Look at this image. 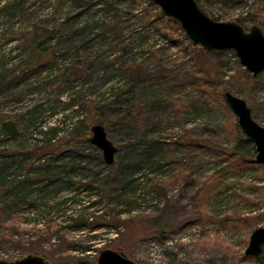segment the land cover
<instances>
[{"label":"rangeland","instance_id":"374dc122","mask_svg":"<svg viewBox=\"0 0 264 264\" xmlns=\"http://www.w3.org/2000/svg\"><path fill=\"white\" fill-rule=\"evenodd\" d=\"M88 1L17 0L11 18L0 11V70L8 78L31 64L27 48L43 42L46 30L53 36L43 44L56 52L29 69V86L18 79L0 93V151L7 154L0 159V259L33 254L50 264H98L101 251L112 249L140 264H263L245 251L264 226V165L255 157L257 164L226 160L238 122L224 96L230 90L245 98L264 125V72L254 77L233 51L193 45L173 22L168 32L186 51L166 48L159 31L136 16L145 6L157 12L149 0L118 5L117 31L104 16L108 6L87 10ZM202 4L214 19L264 31V0ZM97 20L107 25L99 30ZM158 45L165 49L156 55ZM8 119L18 136L3 129ZM95 124L119 149L112 164L91 141ZM64 155L85 160L68 174ZM97 178L109 184L91 198L101 210L78 223L84 230L64 222L70 187L83 191ZM128 188L137 190L132 205L118 196Z\"/></svg>","mask_w":264,"mask_h":264},{"label":"water","instance_id":"95a60500","mask_svg":"<svg viewBox=\"0 0 264 264\" xmlns=\"http://www.w3.org/2000/svg\"><path fill=\"white\" fill-rule=\"evenodd\" d=\"M162 12L176 20L195 46L209 51H233L246 70L254 77L264 72V31L259 25H252L246 30L234 21H220L211 17L202 9L197 0H153ZM225 98L237 116L238 126L256 148L255 160L264 165V125L257 121L247 100L230 90L225 91ZM3 129L16 137L20 134L17 123L8 119L2 123ZM91 141L103 152L104 160L112 164L118 152L113 142L108 139L105 126L95 124L92 127ZM264 252V226L256 228L250 237L246 255L261 256ZM0 264H50L45 257L29 254L21 259L7 261L0 259ZM98 264H140L129 259L125 254L112 249L101 251Z\"/></svg>","mask_w":264,"mask_h":264},{"label":"trees","instance_id":"16d2710c","mask_svg":"<svg viewBox=\"0 0 264 264\" xmlns=\"http://www.w3.org/2000/svg\"><path fill=\"white\" fill-rule=\"evenodd\" d=\"M16 1L17 0L13 1L12 3H6L3 1H0V11L5 12V13H2L1 15H3L4 17H7V18L8 17L11 18L10 16L15 14V11H12L11 8H14L17 10L16 5H15ZM125 1H127V0H98V3H94L92 0H89L87 2V8L86 9L90 10L89 8L95 6L96 4H100V5L103 4V7H101V10H104V6H108V9L105 10L106 12L104 13V16H108L107 17L109 19L108 25L111 26L112 31H114V30L117 31V30H119V28L116 29L115 25L120 26L121 23L123 22V20H122V18H119V19L115 18L114 16H112V14L115 12L114 10L119 8L118 5L123 4ZM197 2L199 3V5L204 10L202 0H197ZM148 3L150 6H153L157 12L155 14H151L149 11V8L147 6L141 7L140 10H137L136 16L137 17L141 16L139 18V21H141L142 26L145 29H151V28L155 27V30L159 31L158 33L162 36V38L160 40L162 42L168 43L166 48L181 49V50L186 51V49H184L182 46V41H180L178 38H175L173 34L168 32V30H169L168 22H173L176 26L181 28L180 24L176 20H174L173 18L166 16L162 12L160 7L157 6L153 2V0H149ZM204 11H206V10H204ZM95 22L98 25L99 30H102L103 26L107 25V23H105L104 21L101 22V20H97ZM88 29L89 28H86L85 31ZM120 29H122V25L120 26ZM45 32H47V35H45L43 37L44 38L43 42L45 40L46 41L50 40L51 36H53V35L49 34V30H46ZM50 32H54V31H50ZM185 38L189 39L187 35H185ZM43 42L37 43L33 47L32 50L31 49L29 50L27 48L26 52L29 51L28 57L31 60V64H28V67L23 66V68L14 67L13 70L15 71V74L12 78H8V76H7L8 74H6L7 72L3 71L2 69L0 70V93L3 92L4 90H8V91L14 90V89H12V86H14V84L16 83V81L18 79L23 83L24 86H29L31 84L30 80L32 79V73L33 72L29 71V69L33 65H41V59L43 57L50 58V56H52L53 54L54 55L56 54V52L52 53L50 46L45 47ZM164 49H165V47H161L160 45H158V47L155 46V54L159 55V53L162 52ZM26 52H24V53H26ZM30 52H34V53L32 54ZM62 57L63 58L59 57L60 60L64 59L65 56H62ZM55 60H56V58H55ZM16 72H18V75L16 74ZM166 73L170 74L171 71L166 70ZM39 74H42L41 69L39 70ZM110 89H116V87L112 86V87H110ZM124 94H125V92H119L118 95H119V97H122ZM71 102L72 103H70V104L72 106H74L75 102H73V101H71ZM37 111H38V108L34 107L33 110L25 113L24 117H29L30 114H32V113L34 114ZM0 117H1V115H0ZM31 119H33V118H31ZM191 144H192V146L195 145V143H193V142H191ZM202 146H204V145H202ZM250 151L253 152L252 155L249 154ZM152 153L156 154V151H153ZM5 157H7V154L5 155V151L4 150L0 151V159H3ZM23 157H24V160L26 161V163H28L27 160H30L29 157L25 154L23 155ZM254 157H256V148H255L254 143L251 141V139H249L246 135H244L243 132L241 131V129L239 128V126L236 125V141L230 148H228L226 160H228V163L230 165L234 164V163H239V164L254 163V164H257L255 162V160H253ZM76 159L79 161L85 160L84 158H78V157H73V156L71 157L70 155H64L61 158V160L65 161V163L63 165H61L62 168L64 169V171H62V172L68 171L69 172L68 174H70L74 170V168L76 167L74 164V161H76ZM1 169L2 168L0 167V177L2 175ZM99 174L100 173H97V176ZM55 176H57V175H53L52 177H55ZM132 182H133V180L130 179L128 183L130 184ZM47 183L48 184H44L41 188H39L37 190L38 191L37 193L39 195H41V192H45L47 190V187L51 186L52 184H55L56 181L53 178V180H51ZM81 188H83V187H79L76 189H74L73 187H70L71 191H73V192H71L72 196L65 198L63 201L65 203L70 202V204L67 205L63 211V221L64 222H76L78 225L77 228L84 230L87 227V225L86 224L80 225L78 223L81 222L82 220H88L92 216L94 211L95 212L100 211L102 208L98 202H95V201L92 202L91 198L95 197L94 195L97 194L96 193L97 191H98V193L101 194V192L103 193V191L108 190L109 184H107L106 182H102L99 178H97L95 181H92L91 186L87 185L85 190L83 189V191H81ZM126 191H128V192H126ZM83 192H87V194H89V195H84ZM132 192L137 193V190H130L128 188L118 196H120V198L122 200L127 199L129 201V203L132 205V203H135L137 200V197L134 196L135 194L133 195ZM78 196H80V197H78ZM114 198H116V197H114ZM122 200H120L118 203L115 201H111V202L113 203V205H115V203H117L116 205H122V203H121ZM130 209L131 208H128V211H130ZM90 210H93V211H90ZM119 214H121V210L119 211ZM156 225L161 227L164 225V221L159 219V220H157ZM249 257H252V256H249ZM253 258L260 260L264 264V252L261 256H257V257H253Z\"/></svg>","mask_w":264,"mask_h":264}]
</instances>
